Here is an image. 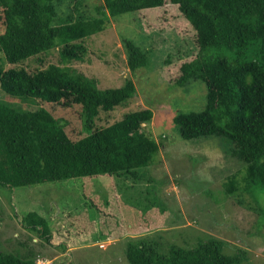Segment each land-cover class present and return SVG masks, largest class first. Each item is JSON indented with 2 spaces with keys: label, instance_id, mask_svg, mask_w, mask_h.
I'll list each match as a JSON object with an SVG mask.
<instances>
[{
  "label": "trees",
  "instance_id": "16d2710c",
  "mask_svg": "<svg viewBox=\"0 0 264 264\" xmlns=\"http://www.w3.org/2000/svg\"><path fill=\"white\" fill-rule=\"evenodd\" d=\"M168 3L189 25L195 51H172L163 61L174 55L182 59L175 84L186 86L199 79L206 87L203 107L172 115L180 136L223 138L241 163L240 176L234 172L223 181L227 195L240 189L255 197L264 192V0H103L94 14L80 7L81 0H0V97L4 91L40 99L36 107L24 108L0 99L1 184L97 173L141 175L139 168L159 149V142L142 128L153 115L151 108L132 109L110 123L97 124L101 112L135 94L134 81L125 78L118 86L100 87L95 77L68 63L84 59L85 38L102 30L109 17L139 9L153 13ZM120 39L130 70L147 63V49L127 36ZM55 46L59 62L34 70L5 66ZM53 103L78 105L85 133L70 137L65 119L51 110ZM22 222L50 237L45 218L36 211L24 214ZM147 235L127 242L131 264H252L244 254L225 252L217 237L191 247L171 242L163 251L157 234ZM0 264L39 262L30 252L0 247Z\"/></svg>",
  "mask_w": 264,
  "mask_h": 264
},
{
  "label": "rangeland",
  "instance_id": "374dc122",
  "mask_svg": "<svg viewBox=\"0 0 264 264\" xmlns=\"http://www.w3.org/2000/svg\"><path fill=\"white\" fill-rule=\"evenodd\" d=\"M102 1L81 0L80 7L94 14ZM163 7H152L158 10L153 13L139 9L109 17L102 30L85 38L84 59L68 63L95 77L100 87L118 86L125 78L134 81L135 94L111 111L101 112L97 124L150 107L153 115L142 128L159 142L150 163L139 168L138 177L97 173L15 186L0 183L1 248L30 252L39 264H131L127 242L149 237L147 233L162 235L155 238L163 251L171 242L191 247L211 236L223 241L225 252L241 253L252 264H264V192L255 197L240 189L227 195L223 181L234 172L239 177L241 163L223 138H182L172 120L177 110L203 107L206 87L199 79L186 86L174 83L182 59L175 55L170 61L163 59L185 48L184 53L193 54L195 47L189 25L176 7L169 3ZM120 36L147 49L145 65L130 70ZM59 61L55 46L5 66L34 70ZM1 92V100L18 107H36L40 100ZM50 108L65 119L70 137L85 133L78 105L53 103ZM32 210L45 218L49 238L22 222Z\"/></svg>",
  "mask_w": 264,
  "mask_h": 264
},
{
  "label": "clouds",
  "instance_id": "9594fccd",
  "mask_svg": "<svg viewBox=\"0 0 264 264\" xmlns=\"http://www.w3.org/2000/svg\"><path fill=\"white\" fill-rule=\"evenodd\" d=\"M100 245H102V244H100Z\"/></svg>",
  "mask_w": 264,
  "mask_h": 264
}]
</instances>
